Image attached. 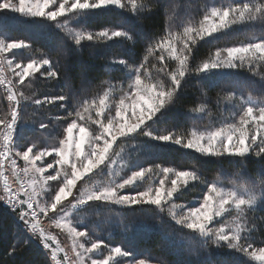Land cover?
I'll return each mask as SVG.
<instances>
[{
    "label": "snow or ice",
    "instance_id": "1",
    "mask_svg": "<svg viewBox=\"0 0 264 264\" xmlns=\"http://www.w3.org/2000/svg\"><path fill=\"white\" fill-rule=\"evenodd\" d=\"M116 10L137 18L160 15L162 33L148 38L138 61L113 58L105 64L106 71L121 76L102 81L91 95L86 75L74 85L66 71L61 74L59 59L34 49L30 39L3 31L10 19L39 30L54 27L63 34L62 53L116 38L135 45L132 31L89 26L93 17ZM197 11L198 17L191 0H0V92L8 105L0 115V203L15 215L25 243L35 242L42 250L43 264H218L213 249L236 254L237 264H264V240L257 245L253 236L264 229V0H204ZM237 29L245 30L246 39L216 47L193 63L201 41L230 33L238 38ZM231 70L259 81L222 88L216 97L221 114L215 117L201 83V98L187 113L193 121L207 117L206 124L158 127L187 79L207 80L210 87L211 77L237 74ZM41 78L55 94H41L36 87ZM26 106L33 109L27 119ZM52 106L66 115L53 117ZM25 128L42 139L29 141ZM129 146L152 160L184 150L240 167H221L210 180L195 166L133 165L126 155ZM253 157L260 166L249 171L245 164ZM196 186L199 197L178 202ZM137 209L156 213L163 246L188 258L137 256L97 235L101 224L123 225L124 210ZM93 220L95 230L88 227Z\"/></svg>",
    "mask_w": 264,
    "mask_h": 264
},
{
    "label": "trees",
    "instance_id": "2",
    "mask_svg": "<svg viewBox=\"0 0 264 264\" xmlns=\"http://www.w3.org/2000/svg\"><path fill=\"white\" fill-rule=\"evenodd\" d=\"M183 2V0H178ZM204 0H191L193 5V13L195 16H199L197 11L199 5ZM216 3L227 2V0H215ZM14 16L15 14H9ZM93 29H98L101 26L110 28H124L132 31L136 35V43L132 45L130 42L124 41L121 38H116L113 41H108L106 44H90L85 46L82 50L72 47L62 53L60 44L62 42L63 34L59 30L52 27L51 29L39 30L33 26L25 23H20L15 19L9 20V25L3 31L7 32L12 38L30 39L34 49L51 56L53 60L59 59L61 74L66 71L71 79V82L79 86L81 82V76L86 75L87 79L91 82L90 87L87 90L88 95H91L99 90V85L102 81L112 79L116 81L120 78L119 72L109 73L105 70V64L110 62L113 58H134L139 60L142 57L144 48L146 46L149 37L156 34L162 33V17L160 15L146 16L144 18H137L131 15V13H121L119 10L98 15L92 18L89 25ZM240 34L238 38H233V34L226 36H219L215 42H204L201 41L194 50L193 63L199 62L200 60L207 58L208 54L215 50L216 47L225 45H231L239 43L240 40L246 39L245 30L237 29ZM248 35L251 33L248 32ZM21 56L25 59L28 56L27 52H23ZM21 56L17 58L20 59ZM233 73H237L233 77H222L215 76L210 79L214 82L213 86H208V81H199L197 78L192 77L184 82L183 89L181 91L180 98L176 105L170 108L165 120L161 122L158 127H173L177 130L186 129L193 125V123L203 126L207 122V117L204 121H193L189 118L187 109L193 106L198 99L201 98L200 87L201 83L205 86L207 96L209 98V104L212 108L213 115L219 116L220 110L216 108V97L217 93L222 88H231L235 82H245L247 80L259 81V77H251L249 73L238 70H231ZM218 79H222L224 84H221ZM36 87L41 89V94H55L51 85L45 86L41 82H37ZM26 94H30V90L25 88ZM245 94H247L245 90ZM224 105H221L223 108ZM7 101L3 99V94L0 92V115L7 112ZM31 106H26L24 109V115L30 116L32 112ZM52 116L66 115L63 110H58L57 107L52 106L48 109ZM227 114V113H225ZM31 123V120H28ZM63 125L58 128L57 133H62ZM23 136L28 137L29 141L37 139L41 140V136L38 132H31L26 128L23 131ZM49 145L52 143L51 140L47 141ZM21 144L26 142L21 139ZM131 154L133 165L140 163L144 166H148L149 163H167L172 166L179 168H188L195 166L202 168L208 179H213L217 171L222 167L227 171H232L235 168H239L240 165L229 164L227 161L217 163L214 159L209 160L200 158L198 155L185 154L184 150L176 151L171 150L164 152L161 155V159H149L144 153H141L138 148L133 149L129 146L126 149V155ZM245 166L249 171L258 168L260 165L256 162V159L250 158ZM200 196V186L189 188L180 197L178 202H184L185 200H192L194 197ZM126 212H132L124 210ZM136 212V211H135ZM132 212V213H135ZM145 215L143 218L133 219L132 217L126 220L128 222L126 230L121 232L120 228L109 235L107 238L103 237L105 241L111 245H122L123 247L133 250L137 256L140 254H149L160 257L165 261H179L181 259H187V254L181 255L180 253L169 250L164 247L161 241V233L158 231L159 220L158 216L154 212L144 211ZM257 245L260 244L261 240H264V229L253 234ZM17 241L19 243L17 244ZM17 244L15 256H10L9 252L12 246ZM212 259L218 261V264H237L238 257L236 254L230 252L227 249L212 250ZM246 261V258H239ZM44 257L42 250L38 247L37 243L33 242L30 244L25 243L24 234L19 231L18 222L15 215L7 208L3 203H0V264H43Z\"/></svg>",
    "mask_w": 264,
    "mask_h": 264
},
{
    "label": "rangeland",
    "instance_id": "3",
    "mask_svg": "<svg viewBox=\"0 0 264 264\" xmlns=\"http://www.w3.org/2000/svg\"><path fill=\"white\" fill-rule=\"evenodd\" d=\"M218 80H219V82H220L221 84H224V81H223L222 79H218ZM26 129H27V128H26ZM27 130H28V129H27ZM41 139H42V138H41ZM34 140L37 141V139H34ZM46 143L49 144L48 142H46ZM47 159H48V162H51V158H47ZM20 163L22 164L23 162L20 161ZM49 171H51V170H49ZM124 215L126 216V219H125L123 225H120L116 220H114V221L112 222V224H101V225H100V229L97 230V235L102 236V237H106V238H107L109 235H111V234L117 229V227H119L120 230H121V232H123V230L126 229L127 224H128V222H126V220H128V219L131 218V217H132L133 219H139V220H140L141 218L144 217L145 212H144V211H141V210H139V209H137L135 213H132V212H126ZM94 223H95V220H93V222L90 223V224L88 225V227H89L90 229H93V225H94ZM45 226L47 227V224H45ZM93 230H95V229H93ZM52 231L58 235V238L61 240V243H62V244H64V245H67V244H68L67 238L65 237L64 234L59 233V231L56 230V229H52ZM109 243H110V242H109ZM113 246H115V245H113Z\"/></svg>",
    "mask_w": 264,
    "mask_h": 264
}]
</instances>
